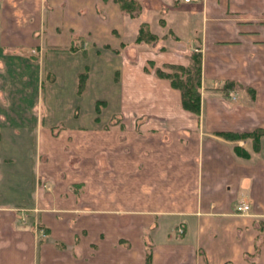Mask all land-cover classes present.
<instances>
[{
  "label": "crops",
  "instance_id": "obj_1",
  "mask_svg": "<svg viewBox=\"0 0 264 264\" xmlns=\"http://www.w3.org/2000/svg\"><path fill=\"white\" fill-rule=\"evenodd\" d=\"M137 1L196 39L200 114L155 74L185 65L182 52L146 56L136 42L128 51L140 21L115 0H0V264H264V135L256 151L220 134L264 128V0ZM107 58L101 79L94 64ZM86 67L83 92L112 85L93 101L106 102L98 115L80 111L85 92L75 96ZM65 80L69 112H24V84L44 85L49 99Z\"/></svg>",
  "mask_w": 264,
  "mask_h": 264
},
{
  "label": "rangeland",
  "instance_id": "obj_2",
  "mask_svg": "<svg viewBox=\"0 0 264 264\" xmlns=\"http://www.w3.org/2000/svg\"><path fill=\"white\" fill-rule=\"evenodd\" d=\"M137 2L141 5V3L139 1H137ZM131 13H133L134 15L133 16H131L129 14H126V15L129 17H132V18L136 16L138 18V20L140 21L139 25H141L144 22H147L150 33L154 36V38L150 39L149 41L146 40V41L138 42V41H136V39L132 40V37L129 38L128 35H126V38L129 39V42H127L126 44L123 43V45L129 46V47H127L128 51H132V50H130V46L131 45L135 46L134 42L139 43V47H138L140 50L139 53L141 52L143 55H146V56H153V57L155 56L156 57L157 53L161 54L159 52L161 49H163V50H174L175 49L177 51L182 52L181 57L186 62L185 66L186 65L188 66L191 63L190 54L192 55V53H199V52H197V50H193V47L195 48L196 47L195 45L197 44L196 39L192 38V40H190L191 38H187V36L177 37L176 34H178V31H173L171 28H169V25L167 24V21H166V18H168V13H166V11H164V10L159 11V12L144 11L142 9V6H141L139 8V10L136 9L135 7H133V10ZM144 19H148L149 21H143ZM128 28H130V27H128ZM82 43H83V41L81 39L74 38L72 45L80 49ZM138 48L136 47L135 51ZM37 52L38 51H36V50L35 51L29 50V52H27V53L35 56L36 54H38ZM106 52H109V51H106ZM43 53H44V51H43ZM107 54H110V52ZM127 54L129 55V53H127ZM130 54H132V52H130ZM108 57H110V56H108ZM43 59H44V57H43ZM53 60H54V57L52 58V62H54ZM108 60L111 61L113 59L107 58V61L106 60H100L94 64V67H96V71H99L100 73H102L103 77L101 79H103V78L106 79L107 75H109V70L107 69L109 67ZM145 63H146V67L144 68V70L146 71V70H148L149 66H151V65H150V63H148L146 61H145ZM164 65H163V67H164ZM42 71H43V75H44V79L42 80V84H45L47 81H50L52 79L51 78L52 73L48 70L46 71V68H44V61H43ZM82 71L85 72V69H82ZM170 71L173 72L174 70L170 69ZM177 73L178 74L180 73V75H182L184 77L183 72L179 71ZM29 76H31V75L28 73L27 77H29ZM31 79H32V76H31ZM33 81L31 83H29L28 85L24 84V87L26 89L27 94H23L24 92H21V90H20L21 97L22 96L25 97V95H26L28 100H29L28 103L26 104V108L29 105V103H34L33 108H31L32 112H69L68 111V105L70 103L68 101L71 102V100H67L66 98L73 97L72 94L74 93V90H73L72 94H70L71 93L70 82L68 80H65L64 84L62 83V84H59L58 86H56V84H54L53 86H51L49 88V93H48V96L50 97L49 99L44 98V96H45L44 93L46 90L45 86L44 85L41 86L39 84H34L35 82H33ZM107 81H109V79H107L106 81L96 80L95 82L88 85L87 89L84 91L85 93L82 91L84 93V95L81 97V100H80V103H81L80 111L81 112H85V113L94 112L95 115L99 114L95 111V109L93 110V103H94L93 101H94V99L99 98V97H101V98L106 97V94L110 93V91L112 90V85L110 83H108ZM22 87H23V85H22ZM1 88H3V86H1ZM34 88L35 89L37 88L36 96H35V92H34L35 89ZM221 88L224 90V92H225V90H228L229 88H234L235 93H237V91H238V95L240 94V96H238V99H236L237 102H239V101L240 102L243 101L244 103L249 102L247 100V98H248L247 96L242 97L243 95H241L244 92V90L242 89V86L241 87L240 86H238V87L237 86H230L229 83L226 82V83L221 84ZM13 90H14V88H13ZM16 90H19V89H16ZM7 91H9V90H6V93H7ZM199 91H200V100H201V85H200ZM239 91H240V93H239ZM9 93H10L9 96L11 97V99L9 98V100H10L9 103H10V105H12V107H10V105L7 107L11 108V109L16 108V110H18L17 107L19 105V102L17 101V98H16L17 96L11 95V93H12L11 91ZM81 94L82 93L79 92V93H76L75 96L79 97L78 95H81ZM180 95H181V93H180ZM56 97L59 99V100H57V102L59 101V103L60 102L65 103L66 107L64 108V110H61L60 107L54 106V102L56 100ZM75 99L76 98H74V100ZM97 101H100V100H97ZM232 101L235 102L234 100H232ZM1 103L2 102L0 101V104ZM20 106H23V105L20 104ZM1 107H2V104H1ZM7 107H4V109H5L4 112H6L8 110ZM98 107L100 108V112H103L105 109L104 105L102 103L100 105H98ZM24 110H25V107H24ZM31 110H29L27 108V110L24 112H31ZM72 111L75 114H77L79 112L77 107ZM12 112H13V110H11V113ZM22 117L19 118V120H23L24 118H22ZM16 119H18V118L16 117ZM112 119H117V117L113 116ZM95 120L98 123L99 118L96 116ZM115 123H118V122L115 121ZM115 123H113V124H115ZM22 138H24L23 135H22ZM25 138H26V136H25ZM247 138L249 140H251L249 137H247ZM238 139L240 140V139H245V138H237L236 140H238ZM20 152L21 153L24 152L23 148L20 150ZM76 187H78V188H76ZM73 188H74V190L76 189V191H77L80 188V185L77 186L74 184ZM240 215H245V214L243 213Z\"/></svg>",
  "mask_w": 264,
  "mask_h": 264
},
{
  "label": "trees",
  "instance_id": "obj_3",
  "mask_svg": "<svg viewBox=\"0 0 264 264\" xmlns=\"http://www.w3.org/2000/svg\"><path fill=\"white\" fill-rule=\"evenodd\" d=\"M118 5L120 6L121 10L125 14H129L133 16L134 14L131 13L133 7L139 10L141 5L136 0H115ZM154 38V36L150 33L149 27L147 22L142 23L139 26L138 34L136 37V41H149L150 39ZM71 49H76L75 46L71 47ZM191 63L187 66L183 64H165L164 67H156L155 74L158 77L167 78L172 87L177 88L180 90L181 93V102L182 106L196 114H200V85H201V54L200 53H192L190 54ZM151 66H154L153 62H149ZM87 67L85 68V72H80L78 74V87L77 92H81L84 88L86 77H87ZM170 69L174 70L173 72ZM176 71V72H175ZM183 72V75L178 74L177 72ZM233 82H230L232 84ZM251 95L253 96L254 92L252 89ZM106 105L105 101H96L95 102V111L97 113L100 112V108L98 105L100 104ZM220 134L229 139H237V138H247L249 137L252 140L253 149L258 151L260 147V138L264 135V128H256L252 131H245L240 133H232V132H220ZM238 152L244 153L240 147L236 148ZM245 154H247L245 152ZM146 264H149L147 261Z\"/></svg>",
  "mask_w": 264,
  "mask_h": 264
},
{
  "label": "built area",
  "instance_id": "obj_4",
  "mask_svg": "<svg viewBox=\"0 0 264 264\" xmlns=\"http://www.w3.org/2000/svg\"><path fill=\"white\" fill-rule=\"evenodd\" d=\"M184 2H189V1H195V0H183ZM250 209V205L249 204H246V203H240L238 205H236L235 207V211L238 213V214H246Z\"/></svg>",
  "mask_w": 264,
  "mask_h": 264
}]
</instances>
